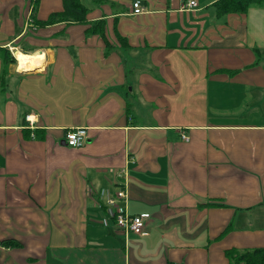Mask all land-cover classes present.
<instances>
[{
	"label": "crops",
	"instance_id": "obj_1",
	"mask_svg": "<svg viewBox=\"0 0 264 264\" xmlns=\"http://www.w3.org/2000/svg\"><path fill=\"white\" fill-rule=\"evenodd\" d=\"M133 1L41 24L62 0H0V264H230L264 247V4ZM16 51L41 56L20 70ZM120 187L145 234L105 224Z\"/></svg>",
	"mask_w": 264,
	"mask_h": 264
},
{
	"label": "built area",
	"instance_id": "obj_2",
	"mask_svg": "<svg viewBox=\"0 0 264 264\" xmlns=\"http://www.w3.org/2000/svg\"><path fill=\"white\" fill-rule=\"evenodd\" d=\"M197 6V0H183L181 7L185 9H193ZM133 13H141L143 7L139 0L132 3ZM26 125L33 129L36 126V117L33 113H27L24 116ZM182 139H188L186 134H181ZM86 141L85 127H69L64 133V142L71 147H79ZM127 193L123 187L118 188L115 192L108 194L105 199V207L107 215L105 224L112 227V230L127 236L129 233L136 235L145 234L144 226L149 213L141 212L132 214L126 207Z\"/></svg>",
	"mask_w": 264,
	"mask_h": 264
},
{
	"label": "trees",
	"instance_id": "obj_3",
	"mask_svg": "<svg viewBox=\"0 0 264 264\" xmlns=\"http://www.w3.org/2000/svg\"><path fill=\"white\" fill-rule=\"evenodd\" d=\"M63 8L61 11L51 13L41 24H50L55 21L85 20L87 8L81 0H62ZM252 4H264V0H215L213 7L217 16L230 12H245ZM124 44V38L119 37ZM225 230V229H224ZM2 242V241H1ZM230 264H264V247H255L250 249L230 248L225 250Z\"/></svg>",
	"mask_w": 264,
	"mask_h": 264
},
{
	"label": "bare ground",
	"instance_id": "obj_4",
	"mask_svg": "<svg viewBox=\"0 0 264 264\" xmlns=\"http://www.w3.org/2000/svg\"><path fill=\"white\" fill-rule=\"evenodd\" d=\"M16 59L18 60L17 62V68L20 70H25L29 68V66L37 60L38 57L41 55H36V54H27V53H22L20 51H16L15 53Z\"/></svg>",
	"mask_w": 264,
	"mask_h": 264
}]
</instances>
